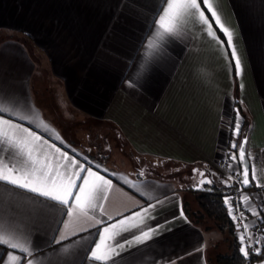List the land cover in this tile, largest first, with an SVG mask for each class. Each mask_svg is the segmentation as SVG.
<instances>
[{
	"label": "crops",
	"instance_id": "1",
	"mask_svg": "<svg viewBox=\"0 0 264 264\" xmlns=\"http://www.w3.org/2000/svg\"><path fill=\"white\" fill-rule=\"evenodd\" d=\"M211 2L233 33L242 67L239 76L227 37L207 9L205 14L218 39L188 18L182 34L162 43L146 69L137 74L146 51L142 45L147 43L146 35L150 36L147 20L127 10L118 12V0H0V106L33 116L34 123H22L81 162L87 157L108 170L112 185L104 202L106 215L119 220L163 201L150 213L154 219L147 221L154 227L173 221L183 209L186 221L168 223L147 244L123 252L117 264H210V253L221 235L215 228L192 222L187 214L188 205L197 209L194 190L182 187L175 178L139 175L143 168L149 170L146 166L136 173L110 168L80 145L66 142L63 131L37 101L35 60L57 85V103L63 113L106 121L135 154L176 164L179 169L193 165L213 181L208 186L222 191L231 184L219 160L231 137L228 121L238 104L246 121L241 132L248 138L247 152L253 158L258 182L264 184V0ZM141 3L146 5L144 13L150 14L154 0ZM249 174L251 180V169ZM256 187L253 182L247 189L252 210L245 205V215L250 234L258 237L264 231V219L253 212L264 215L254 197ZM8 217L32 233L37 247L28 258L34 264H81L83 249L98 239L96 229L89 228L96 222L91 216L78 209L72 217L64 215L69 223L65 229L56 223L61 212L52 202L0 184V218ZM82 228L89 231L77 232ZM61 235L66 238L56 243L53 236L60 241ZM125 238L130 239V234L125 232L116 239ZM9 251L24 258L18 250L0 245V264H9Z\"/></svg>",
	"mask_w": 264,
	"mask_h": 264
},
{
	"label": "snow or ice",
	"instance_id": "2",
	"mask_svg": "<svg viewBox=\"0 0 264 264\" xmlns=\"http://www.w3.org/2000/svg\"><path fill=\"white\" fill-rule=\"evenodd\" d=\"M116 7L118 12L127 10L128 13L144 16L147 20L150 36L146 35L147 43L142 45L146 51L142 62L138 65L137 74L146 69L153 53L162 43L182 34L188 18L196 20L209 37L218 39L212 22L205 14V9H207L217 28L227 37L235 72L237 76L241 75V60L233 43V33L224 25L211 0H154L150 14L144 13L143 9L146 5L142 4L141 0H118ZM233 112L235 115L228 121V131L231 132V137L228 142L226 159L232 162L228 167L235 166V171L238 173L236 180L245 187L256 182L257 187L264 188V184L258 182L256 169L251 162L253 158L247 152L248 138L246 136L241 138L240 110L233 109ZM26 120L34 123L33 116L24 115L13 107L0 106V184L25 190L35 194L37 198L52 202V207L58 208L61 212V217L56 223L63 224L65 229L69 228V223L63 220V216L72 217L77 209L84 216L94 218L96 222L89 228L96 229L95 235L98 239L91 240L83 249L81 264H117V260L122 259L123 252L147 244L162 234L161 230L168 223L177 219L186 221L181 207L179 216L173 217V221H165V225L150 226L147 221L154 219L150 213L163 201L149 204L140 211L132 212L131 215L119 220L106 215L104 202L108 199V191L112 185V181L107 178L108 170L102 169L94 162H89L87 157H84V162H81L75 155H70L55 143H51L48 138L33 131L31 127L25 126L22 122ZM41 124H43L42 121ZM250 169L251 180L249 178ZM193 172L201 177L197 185L198 190H202L204 185L213 183L204 172L197 169ZM140 175H143V172ZM125 182L132 188H139V185L131 181L125 180ZM250 201L251 197L243 195L241 204H245L249 211L252 210ZM224 204L233 221L238 219L244 221L242 231L240 225L237 224V229L240 231L239 252L242 256L248 258L253 252L256 255L264 254V247H262L264 241L250 234L247 218L240 212L241 204L233 206L232 198L228 196L224 197ZM253 215L264 219L259 216L258 211H254ZM89 228L77 229V232L89 231ZM117 228L120 231H115ZM56 231L59 232L60 228L57 227ZM77 232H73L72 235H76ZM125 232L129 233L131 238L117 241L116 238L123 236ZM31 237L32 233L16 223L14 217L0 218V245L24 254L22 258L20 255H14L13 251H9L7 253L9 264L13 261L17 264H24V259H27V264H34V260L28 258L33 256V250L37 247ZM65 238L61 235L60 241H57L53 236L56 243H60ZM202 248L203 246L200 250Z\"/></svg>",
	"mask_w": 264,
	"mask_h": 264
},
{
	"label": "rangeland",
	"instance_id": "3",
	"mask_svg": "<svg viewBox=\"0 0 264 264\" xmlns=\"http://www.w3.org/2000/svg\"><path fill=\"white\" fill-rule=\"evenodd\" d=\"M35 61L38 64L34 77V90L37 101L46 115L63 131L66 142L80 145L86 152L94 155L99 163L110 168L136 173L140 167L146 166L155 175L175 178L186 189H191L194 184L196 185V183L190 185L192 181L190 175L183 174L180 177L178 165L139 156L132 152L116 128L110 123L103 120L90 119L74 112L63 113V108H60L57 103L55 90L57 85L51 76L46 74L45 66H41L37 59ZM145 170L147 171L148 169ZM192 193L196 195L197 191ZM188 207L190 214L196 215L198 211L189 205ZM201 225L214 228L213 222L206 219L201 222ZM235 228L237 230L236 226ZM226 238L228 237L225 233L223 236H219V240L216 241L215 249L210 253L211 264H218L214 259L215 254L228 252Z\"/></svg>",
	"mask_w": 264,
	"mask_h": 264
},
{
	"label": "trees",
	"instance_id": "4",
	"mask_svg": "<svg viewBox=\"0 0 264 264\" xmlns=\"http://www.w3.org/2000/svg\"><path fill=\"white\" fill-rule=\"evenodd\" d=\"M235 106H237V109L240 110L238 104L235 103ZM241 113V110H240ZM242 117V123H241V129L245 127L246 121L244 119V116L241 113ZM193 165H187L184 168L179 169L180 177L182 175H190V178L192 181L190 182V185L192 183L194 186L191 187L192 190L197 191V194L195 195V201L197 203V213L195 214H187L193 223L195 224H201L203 220H209L213 222L214 228L220 234L223 236L225 233L227 234V244H228V252L227 253H217L214 256V259L216 263L218 264H251L256 262L258 259L262 260L264 259V254H261L260 257L257 259L253 256H249L248 258H244L242 254L239 252L240 247V241L238 239V233L234 226V223L231 219V217L228 214L226 205L223 201V191L221 188L214 187V186H208L204 185L203 187H206L204 190H197L195 187H197L198 181L201 179L198 175L194 174ZM151 170H145L143 168L142 171H139L138 174L140 175L141 172H143L144 175L150 174ZM188 183V182H187ZM194 219H192L193 217ZM258 260V261H259ZM211 264V261H209Z\"/></svg>",
	"mask_w": 264,
	"mask_h": 264
},
{
	"label": "built area",
	"instance_id": "5",
	"mask_svg": "<svg viewBox=\"0 0 264 264\" xmlns=\"http://www.w3.org/2000/svg\"><path fill=\"white\" fill-rule=\"evenodd\" d=\"M228 142H229V139L224 143V153H223V157L219 160V166L224 172L228 174V178L232 177V179H229L230 184H231L230 188L223 191L222 195H223V201H224L225 196L231 197L233 206H235L236 204H241L243 195H247V189H244L241 186V184L236 180V176L238 175V173L233 168L228 167V165L232 163L230 160L226 159V153L228 152ZM254 197L256 198L259 210L261 211L262 215H264V188L256 187L254 189ZM240 212H242L243 215L246 217L245 204H241ZM233 223L236 227H237V224H239L240 230L241 231L243 230V223H244L243 220L238 219L237 221H233ZM257 238H259L261 241H264V231L260 232ZM262 247H264V244H262ZM250 256H253L257 259L260 257V255H256L254 254V252L250 254ZM258 260L251 264H264V259L259 260V261Z\"/></svg>",
	"mask_w": 264,
	"mask_h": 264
},
{
	"label": "water",
	"instance_id": "6",
	"mask_svg": "<svg viewBox=\"0 0 264 264\" xmlns=\"http://www.w3.org/2000/svg\"><path fill=\"white\" fill-rule=\"evenodd\" d=\"M243 137H245L244 135H242V137L241 138H243ZM249 178H250V174H249ZM199 182V181H198ZM241 184V183H240ZM198 185V184H197ZM241 186L244 188V189H249V188H251V184L249 185V186H247V187H245L243 184H241ZM195 189H197L198 190V188L197 187H195ZM204 189H206V187H203V189L202 190H204Z\"/></svg>",
	"mask_w": 264,
	"mask_h": 264
}]
</instances>
